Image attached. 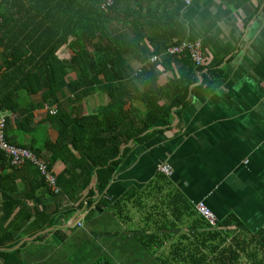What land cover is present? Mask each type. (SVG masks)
I'll return each instance as SVG.
<instances>
[{"label":"crops","instance_id":"1","mask_svg":"<svg viewBox=\"0 0 264 264\" xmlns=\"http://www.w3.org/2000/svg\"><path fill=\"white\" fill-rule=\"evenodd\" d=\"M183 20L187 30L183 42L202 40L205 58L210 57L197 73L185 107L173 108L171 125L156 128L160 131L146 143L130 141L123 146L122 151L131 146L130 151L99 192L94 182L75 193L73 199L71 191L63 192L67 175H59L65 166L58 159L47 169L58 183L55 190L47 185L32 190L39 180L36 168L19 167L16 178L6 185L8 190L17 187L16 192L6 190L5 194L0 184V220H4L9 197L25 200L27 194L33 198L26 203L45 214L51 227L38 221L36 225L33 218L20 231L17 225L10 227L16 218L26 217L23 212L0 222V232L5 230L12 236L4 246L0 244V252L8 253L0 264H264V241L251 242L250 238L264 229V0H192ZM131 33L129 30L127 36ZM178 68L174 65L169 75L175 76ZM211 69L220 71L222 78H210L211 85L204 84L202 75ZM164 75L160 86L167 82ZM34 76L41 79L42 75ZM67 77L72 81L75 73ZM105 85L109 86L102 83L91 88L80 102V115L94 114L108 103ZM44 87L36 85L37 94L29 98L32 104L40 101ZM12 89L0 87V95ZM60 94L59 104H44L42 111L33 107L27 112L30 123L26 131H19L16 117L1 107L11 115L10 138L22 147L33 145L45 162L52 154L46 146L56 142L60 128L55 121L49 123L47 109L54 108L56 114L68 112L71 104L72 95L64 98V92ZM17 96L11 94L14 100ZM136 107L141 113L145 111L141 103ZM163 164L170 167V176L159 172ZM12 171L9 162L0 163V176ZM159 176L163 177L161 196L181 193L193 206L203 202L218 224L235 216L244 226L242 230L249 232L248 242H233L239 230L207 228L196 214L193 218L188 212L177 214L180 221H175V211H150V205L160 202L156 195L148 198V191L158 186ZM89 188L93 196L87 203ZM132 189L137 191L136 206L130 202L127 207L123 204V210L113 211L111 206ZM99 199L108 205L95 209ZM79 202L83 206L77 210ZM148 219H159L168 228L156 229L151 222L147 229ZM215 233L231 236L224 242L225 237L216 238Z\"/></svg>","mask_w":264,"mask_h":264},{"label":"trees","instance_id":"2","mask_svg":"<svg viewBox=\"0 0 264 264\" xmlns=\"http://www.w3.org/2000/svg\"><path fill=\"white\" fill-rule=\"evenodd\" d=\"M186 9L183 0H113L110 6L108 0H0V87L7 90L13 87L9 93L0 95V105L16 117L14 123L17 129L26 131L30 123L27 112L33 107L42 111L44 104H59L61 91L65 94L64 98L72 95L69 99L71 104L66 108L68 112L60 110L53 117L47 115L49 123L55 121L60 128L56 142H47L49 145L46 146L52 153L46 162L47 169H51L57 159L64 164L59 175H67L63 192L71 191L72 199L75 193L92 182L97 192L103 190L130 151L131 146L122 151L123 146L130 141L146 143L160 131L156 128L171 125L173 108L181 109L187 104L188 91L196 83L197 73L204 65L200 69L195 68L186 53L164 56L166 50L180 46L186 38L183 20ZM129 30L132 33L128 37ZM195 41L202 42L200 39ZM155 57L161 59L151 63ZM207 59L210 57L205 58L204 54V60ZM176 64L179 68L175 76H170ZM35 73H40L41 79L34 76ZM69 73H75L74 80L67 81ZM163 75L167 82L160 86ZM202 76L203 83L211 85L209 79L220 80L222 73L211 69ZM40 83L45 87L40 101L34 105L29 98L37 94L36 85ZM102 83L109 85H105L108 87V103L99 107L94 114L80 115V102L90 94L92 87ZM12 93L18 95L15 100L11 98ZM24 97L27 99L23 100ZM136 103L144 105L143 113ZM178 112L175 114L178 115ZM20 118L24 120L20 122ZM12 123L11 120L7 123V141L26 148L10 138L9 126ZM14 131L11 128V132ZM69 139L70 145L67 144ZM27 149L40 156L33 145ZM2 162L9 160L0 151ZM23 165L31 166L25 162L19 167ZM10 166L13 171L0 176L5 194L7 182L19 173V167ZM35 171L39 180L35 181L36 186L32 190L46 185L44 178ZM162 178H156L158 186L148 191L149 199L154 195L160 199V202L150 205V211H175V221H180L176 215L184 212H188L190 218L197 215L195 206L181 193L168 192L165 197L161 196ZM9 190L16 192L17 187ZM50 191L53 194L52 189ZM135 192L136 189L127 192L111 209L123 210V204L127 207L130 202L136 206ZM24 196L25 200L9 197L5 202L4 220L0 222L8 221L15 212H23L26 217L16 218L10 227L17 225L16 229L20 231L32 218L36 225L38 221L45 227H51L45 214L26 203L27 199L33 197ZM85 196L88 203L93 196L90 188ZM139 199L141 206L144 205L141 195ZM107 205V201L99 199L94 207L103 209ZM82 206L83 203L79 202L77 210ZM201 221L211 228L204 220ZM151 222H155L156 229L168 228L159 219H148L147 229H150ZM217 227L239 230L233 242H248L249 232L242 230L244 226L235 216L217 223L214 229ZM39 228L42 229V226ZM10 235L5 230L0 232L2 246L8 243V238L12 237ZM213 236L219 239L223 236L225 242L231 235L215 233ZM250 238L251 242H263L264 229ZM7 258L8 253L0 252V259Z\"/></svg>","mask_w":264,"mask_h":264},{"label":"built area","instance_id":"3","mask_svg":"<svg viewBox=\"0 0 264 264\" xmlns=\"http://www.w3.org/2000/svg\"><path fill=\"white\" fill-rule=\"evenodd\" d=\"M186 7L192 4V0H183ZM113 0H108V6L112 5ZM101 8H104L101 7ZM186 53L191 63L195 68L200 69L204 61V53L202 52V44L199 41L193 42H183L180 46L170 48L166 50L164 56H179ZM161 57H155L151 59V63H156ZM51 116L56 115V110L54 108L47 109ZM11 119V115L6 114L2 110L0 105V151L5 154L6 158L9 160L10 164L18 168L25 162L33 165L41 176L44 177L45 183L48 187L55 190V178L48 172L46 162L36 156L32 151L27 148H20L16 145L10 144L6 139V129L7 123ZM159 172L163 173L165 176L171 175L170 167L163 164L159 167ZM195 210L197 215L204 220L211 228H215L217 225V219L215 215L209 210L203 202L195 204ZM80 226V224H79Z\"/></svg>","mask_w":264,"mask_h":264}]
</instances>
